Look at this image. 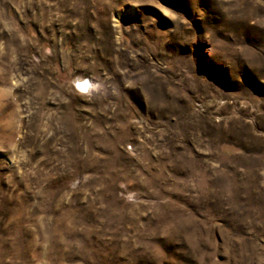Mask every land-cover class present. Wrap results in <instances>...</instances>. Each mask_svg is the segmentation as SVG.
<instances>
[{
  "label": "rangeland",
  "instance_id": "1",
  "mask_svg": "<svg viewBox=\"0 0 264 264\" xmlns=\"http://www.w3.org/2000/svg\"><path fill=\"white\" fill-rule=\"evenodd\" d=\"M0 264H264V0H0Z\"/></svg>",
  "mask_w": 264,
  "mask_h": 264
},
{
  "label": "bare ground",
  "instance_id": "2",
  "mask_svg": "<svg viewBox=\"0 0 264 264\" xmlns=\"http://www.w3.org/2000/svg\"><path fill=\"white\" fill-rule=\"evenodd\" d=\"M80 82H81V84H82V83H84V81H83V80H80Z\"/></svg>",
  "mask_w": 264,
  "mask_h": 264
}]
</instances>
